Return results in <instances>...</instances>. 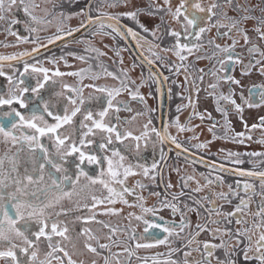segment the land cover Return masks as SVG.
Listing matches in <instances>:
<instances>
[{
	"label": "snow or ice",
	"instance_id": "snow-or-ice-1",
	"mask_svg": "<svg viewBox=\"0 0 264 264\" xmlns=\"http://www.w3.org/2000/svg\"><path fill=\"white\" fill-rule=\"evenodd\" d=\"M100 2L103 3L104 0H100ZM122 3L126 6L127 0H113L108 6L115 8ZM261 3L264 4V0H261ZM164 4L168 6L170 0H164ZM225 5L233 12H236L237 16H228L227 11L224 10ZM13 6H23L25 13L31 17L32 21L43 23L42 20L32 15L31 9L36 7L32 3V0H28L27 3L26 0H0V21L6 19L5 13L10 11ZM87 7L88 12L81 9L80 14L86 15L87 20L81 23L80 27L98 25V31L94 32L93 35H109V33L103 31L107 27L112 32L123 37L124 32L118 27L119 17L126 16L136 19L140 11L138 9L116 15L101 12L99 16L93 19L89 14L92 10L91 2H89ZM257 7L261 13L260 16L252 14ZM160 10L157 8V11ZM166 12L177 23H180V17H183L184 23H181V30L179 31L168 29V35L174 38V43L171 47L162 48L161 51L172 52L181 62L186 61L188 58L187 55H184L185 52L188 55H192L194 52L204 51V46L199 41L202 35L209 31L210 28L227 29L223 33L217 31L216 39L223 37L231 38V34L235 30L242 36L244 44L248 45L250 44V38L245 28L242 27V24L245 21L254 20L256 21V26L253 30L261 40H264V31H261V26H264V7H260L259 5L248 6L247 0H245V3H238L237 0H212L206 7L201 5L200 0H180V3L174 11L168 6ZM101 16L106 17L110 23L105 24L100 19ZM68 18L70 17H65V19ZM221 20H227L228 23H221ZM11 23H16V21L12 20ZM140 27L144 28L142 24ZM29 31L36 32L37 29L35 27H29ZM77 31H79V28L69 29L63 34L48 37V42L53 43L56 40H61L64 35L71 36L73 32ZM144 31L147 32L149 30L144 28ZM57 33H61L60 28H57ZM127 34L137 39V46L139 47V39L142 38L138 37L137 33L131 28L127 29ZM152 34L155 35V32ZM32 42L35 43V40ZM208 43L209 45H214L212 55H201L196 58L212 59V57L217 56V53H223V56L217 60V63L221 66L219 70L225 73L223 77H218L216 70L209 72L217 80L216 83H210L208 85L213 90V92L209 93L210 95L215 96V90L218 88V81L220 79H223L225 83L240 84L239 80L227 74L230 68L239 64L241 65V74L248 75L254 65L261 64V61L264 60V51H261L255 44H252L247 49L250 54V59L247 64H244L242 58L235 52V47L239 43L238 40L232 39L230 45L225 44L223 46L215 43V40H209ZM33 51H38V48H34ZM85 51L94 52L97 57L106 55L105 52L94 47L87 48ZM116 54L119 55V52ZM152 54L157 60H162V57L158 53L153 52ZM252 54H258L261 59L254 60ZM28 55L30 53L25 52L20 53L19 57L0 56V60H16ZM69 55L75 54L69 53ZM76 58L80 60L85 59L84 56H77ZM121 63H123L122 59ZM148 63L151 64L152 61L149 60ZM180 67L186 66L181 63V65L177 66V71H179ZM86 71L88 69L64 73L57 69L52 75L57 77L65 75L76 76L83 80V74ZM120 71L123 78L105 69L107 76L119 81V87L109 88L107 86H98L95 83L83 86L63 83L61 84L62 91H53L47 97L42 94V90H46L49 87L48 82L51 80V77L48 75V68L29 65L25 61L24 71L20 73L21 79L13 81L9 77V83L12 87L9 88L7 94L0 93V108H3V106H7L8 108L7 111H0V143L11 145L3 154H0V262H3V264H53V261H56V264H65V259L67 260V264H77V261L72 257L83 254L82 250L77 247V241L82 236L87 237L83 248L87 252L99 256L100 253L97 247H94L89 241H95L100 249H109L110 245L100 243V239L105 238L112 243H117V241L113 240L117 229L110 228L103 221H96L97 224L103 225L104 228H109V233L96 235L93 234L90 228H82L79 232H76L75 229L70 227L72 222L64 219V217H67L73 211L78 212L82 207L87 209L91 215L87 217L76 215L75 220L88 223L89 221L95 220L97 215L93 210L100 205H104L105 202L112 205L118 201L128 204L125 195H131L134 193L135 188L143 189L145 185L140 181H136L135 186L129 188L126 183L127 179L140 174L144 177H149L150 169L154 173L157 168V162H153L150 167L147 164L139 162L138 158L141 156L142 145L145 149L149 144L154 147L156 139H158L161 143L171 140L172 143L176 144L177 148L182 147L175 137H170L167 134L166 128L164 132L157 130L155 127L150 128V119L147 123L143 124L142 130L133 128L132 125L135 123L136 117L143 116L146 112H137L130 119H121L119 116L121 111H132L127 102L117 99L123 92H127L132 100L143 104L146 111H151V109L147 108L146 98L139 90L145 81L141 80L140 84H136L134 80L131 81V84L135 85V89H133L129 86L127 70L121 69ZM199 71L201 73L204 72L203 69ZM260 72L264 75V64H261ZM31 73H43V79L41 80L38 76L33 77ZM2 75L4 73L0 71V76ZM26 76L35 79L36 83L34 86L24 78ZM99 78L98 75H92L90 77L93 81ZM152 78L155 79V74H153ZM203 78V75L199 77L200 80H203ZM55 84L56 81H52V86H55ZM84 88H92L95 92L102 95L94 96L90 93L88 96H85ZM195 91L198 92L199 89L195 88ZM257 96L259 97V101L256 99ZM53 97L61 99L55 101ZM241 99L243 100L244 97L241 96ZM215 100L217 103L216 110L224 117L227 131L228 111L220 107L219 102L221 100L229 102L238 113H242L243 108L241 105L236 104V101L232 98L231 90L227 95L221 93L219 96H215ZM91 101H95L97 105L95 109L88 106ZM244 102L248 107H257L260 104H264V86L254 85L252 88H249V99ZM195 103V101H189L190 106L193 108H195ZM177 111H180V106H178ZM196 115L201 120L204 119V116L200 113H196ZM78 117L80 118L77 119ZM191 118L189 116V120ZM173 125L179 131H193V129L188 128L186 125H181L178 117L173 121ZM215 126L213 124L209 128V131L213 132ZM258 126H264V117H260V125L253 124L251 127L255 129ZM245 128H247V125H245ZM137 131H139V134H136ZM153 136L156 139H153ZM244 136V132H239L232 139L238 143H243L242 138ZM237 137L241 139L236 140ZM216 138V134L213 132V139ZM225 138L227 139L228 137L225 136ZM247 138L251 139V136ZM191 139H198V137L193 135ZM45 140L50 142V146L45 143ZM260 142L264 143V141ZM209 143L211 141L196 144L194 147L204 149ZM12 148L16 150L13 152ZM21 153H26L32 164L31 169L25 167L23 172L19 171ZM177 155H180V153L178 152ZM248 155L257 156L264 155V153H248ZM239 156L240 154L236 152L228 151L225 153L226 159L235 158L232 159L234 164L244 163ZM164 158L165 156L162 153L161 159ZM88 165L96 167L97 171L95 174L89 171ZM70 167L74 168L75 171H70ZM138 169L142 170V172L137 171ZM220 171L227 170L221 166ZM236 175L240 177L258 178L261 188L264 189V171H237ZM203 178L206 182L204 187L217 182L220 184L223 183L221 176H216L215 180L209 179L206 176ZM193 179L194 177L188 176L184 180V186L187 187L188 181ZM97 184L106 190L107 196L97 197L96 195H92V204L90 206L83 204L78 205L75 209H66L63 207L61 202L65 198L71 200L73 196H80L86 189H91L93 185ZM116 185H119V187H115ZM197 185L194 191L199 192L202 189L198 181ZM167 187L171 188L172 184L169 183ZM241 191L244 193V196L240 195ZM152 194L159 196V193ZM229 194L239 200L232 212L222 213L219 211L215 201L209 196L203 197L204 200L208 201L210 206L206 210L209 211L210 216L212 211H215L217 216H223L225 219L231 217L237 225L243 226L236 229L234 238L237 239V243L241 242L240 237H245L248 241L243 250L244 259H255L259 264H264V231H259L260 229H264V191L259 193L261 201L258 205V210L254 213V216L258 219L251 226H246L248 222L240 214L245 212V209L248 208L251 202V195L255 194L254 185L245 181L241 187L240 181H237L235 190L229 185L227 193H214L219 199L231 203ZM245 196L248 199H245ZM136 199L143 201L144 197L137 196ZM172 199L176 200L177 197L173 196ZM196 203L201 204L200 200H197ZM162 204L164 207L170 208L173 214L180 213L179 222H157V218L155 217L156 209L151 207L145 208L142 203L129 205L130 207H140L143 213L153 214L152 222L144 219L143 216H135L136 220L143 221L146 225L144 235L137 237L133 232V235L129 239H150L154 240L156 245L167 244L170 242L169 237L173 235L179 236L186 228L192 226L191 221L185 218L184 213L181 212L177 204L168 201H163ZM185 207L188 206L185 205ZM189 210L196 211V209L192 208H189ZM100 214L116 215L118 214V210L107 208L105 212ZM128 215L132 217L134 213H129ZM159 220L162 221L163 218L161 217ZM210 222L213 224L221 223L220 220H211ZM150 229H159L161 233H167V235L161 239L156 232H150ZM177 229H179V232H177ZM253 230L259 231L258 239L254 242L249 235ZM204 231H208L213 239H217L218 234L220 236L227 235L230 238L233 237L231 229L216 228L213 231L208 228V223H197L195 230L190 233L185 244V247L193 244L196 247L189 248L188 251L184 252L183 264H211L210 258L214 255L213 250L225 247V241L223 239H221L219 244H214L210 241L199 242L197 238ZM153 246L155 245L149 243H136L137 248H149ZM253 247L255 251L252 256H249L248 253L252 251ZM69 249H71V253ZM124 251L132 255V252L128 248H125ZM176 251H180V249H170V254ZM193 251L200 254L198 259L192 258ZM79 264H84V261H80ZM92 264H96V261L93 260ZM105 264H110L107 257H105ZM116 264H120L118 258ZM170 264H179V262L172 260ZM219 264H236V262L227 260L219 261Z\"/></svg>",
	"mask_w": 264,
	"mask_h": 264
},
{
	"label": "flooded vegetation",
	"instance_id": "flooded-vegetation-1",
	"mask_svg": "<svg viewBox=\"0 0 264 264\" xmlns=\"http://www.w3.org/2000/svg\"><path fill=\"white\" fill-rule=\"evenodd\" d=\"M108 1H109V4L113 2L112 0H104V2H108ZM158 1L159 0H137L136 2L139 5H145L142 7V10L144 13L151 12V14H152L153 11L150 10L149 8H147L146 6L148 4L157 3ZM252 1H253L252 2L253 4H248V6H253L254 4L259 5L261 3V0H252ZM27 2H28V0H26V3ZM89 2H91V5H92V10L89 12V14L91 16L98 15L101 12L114 15L113 13H111V9L100 8V4H99L100 0H55V1H53V3L51 5L53 6L52 9L53 10L55 9L57 13H59V7L63 8V11L59 17L60 20L62 18L65 19V15L68 16V15H70L71 12H74V14L76 15L75 6L76 5L81 6L80 10L77 11V15L79 17L78 19L80 21L82 19H84V21H86L87 16L80 14V12H81V9H84L85 12H88L87 6H88ZM127 2H128V0H127ZM200 2H201L202 6L206 7L208 4H210L212 2V0H200ZM32 3L36 5V7L31 9L32 15H35L38 19L41 20L42 15L37 10L40 9V6L42 4H40L39 0H32ZM179 3H180V0H171L170 4L168 6H170L172 8V10L174 11L176 6H178ZM239 3H245V2L239 0ZM262 5L264 6V4H262ZM68 6H73V9L69 12V14L67 12ZM168 6L162 7L161 14L166 16L167 24H171L172 22H170V21H173L174 26H175V30L179 31V30H181V23H184L183 17H180V23H177L175 20H173L172 16L166 12V8ZM127 11H130V10L126 9L125 12H127ZM252 14L255 16H260L259 15V8L257 7L256 10ZM5 16H6V19L3 21H0L1 24H3V25L7 24V27L9 28V30L13 33H15V32L16 33L14 34V37L6 36L3 38H0V45L2 42L5 43L6 40L11 43L14 38L16 41L19 38V40H20V41H18L19 43L24 42V39L26 38V36L31 37V39L35 40V39L40 37L39 35H41V37H44V38L46 37V39H45V41L40 42L39 44L28 47L26 50L18 51V52L13 53V54L0 55L3 57H9V56H18L19 57L20 53H25V52L31 53V52H34L33 51L34 48H38V51H36L35 54L23 56L20 59L0 60V71H2L4 73V75L0 76V93H3V94H7L8 90L10 88V83H9V81H7V83H6V80H9V77H11L12 73H13V75H15V79H17V76L20 77V73L24 71V69H21V66H22V64L25 63V61L31 65H34V64L40 65V63H42L44 61H42V60L38 61L39 56L43 55L45 61L48 60L47 57L55 56V55H52L55 53H51V50L59 47L65 41V40H62V41H59L57 43H54V42L49 43L48 37H51V36H54L57 34H63L64 32H67L69 29H75L78 24L84 22V21L83 22L79 21L80 23L76 24V16H74L75 20L73 23H71V24H73V26H70L71 25L70 24L67 28H64V30H62L61 33H56L54 30H52V32H44V33L41 32L42 34L39 33L36 35L33 33L27 34L29 27L40 28L41 24L32 21L31 17L25 13L23 6H19V7L13 6L10 11L5 13ZM12 20H15L16 23H11ZM19 20L25 21L26 23L21 24L19 22ZM101 20H103L106 23H110L107 19L103 18ZM119 20L124 21L134 32H136L137 27L134 24H132L130 20L128 22L127 20L122 19L120 17H119ZM254 22L256 24V21H254ZM221 23L227 24L228 21L227 20H221ZM93 26H91V27H93ZM91 27L85 29L84 32L85 33H91ZM21 28L26 29L27 32L25 34H27V35L20 34V32L22 31ZM139 29L143 31V33L139 36L140 38H142V39H139V45H140L139 48L150 59L155 61L158 66L159 65L165 66V69L163 68L164 70L159 68L162 75H163V72H164V74H166V73L171 74V72H172V71L168 70L169 67H167L166 65H169L171 67L174 65L175 67H177L178 65H181V63H183L186 66V67H180L179 71H177V75L180 77L181 83L185 87L186 93L184 94L182 101L186 102L187 105L189 104L190 100L196 101V98L198 97V93H197V91H195V88H198L200 90V79H199V77L201 75H203V77H204L203 79H206V83H208V85L210 83H216L217 82V80L209 74V72L211 70H216L218 77H223L225 75V73L223 71L219 70L221 66L219 63H217V60L223 56V53H217V56H214V58L210 61H206L205 64H200L199 61H197L195 59V56L196 57L198 56L197 54L204 53V51L209 52L210 46H211V49H213V51H214V48H213L214 45H208L207 44L209 41V36H212L214 38L213 40H215V43H218L222 46L225 44L230 45L232 43V39L238 40L239 43L235 47V52L241 58H243V55H245L242 53L244 42L242 40V36L238 32H236L234 30L231 34V38L223 37L220 39H216L217 31L223 30L221 32V33H223L225 31H227V29L226 28H219V29L210 28L209 31L205 32L202 35V38L199 41L204 46L203 52H194L192 55H188L185 52L186 54H184V55H187L188 58L184 62L179 61L178 58H176V60H174V61H169V57L172 55V52L166 53L164 55V57L162 56L163 53H165V52L161 51V49L162 48H168L164 39H162L160 37H156L155 35L149 33L148 31L147 32L144 31V28L142 29L140 27ZM151 29L154 30V27L152 26ZM127 41L123 38L125 49L127 50V52H129L130 55H132L133 58L137 59L134 56V54H133V52H132ZM129 41L133 44H136V45L138 43L137 39H130ZM257 41H258V34L256 33L255 35L253 34V43L249 44L245 48V51H247V49L252 44L257 45L260 48L261 45H259L257 43ZM27 42H29V41H27ZM61 42H63V43H61ZM173 43H174V41H171V45ZM12 44H16V43L13 42ZM14 48H12V49H14ZM149 49H152L154 52L158 53L160 55V57H162L163 61L157 60L156 57L151 52H149ZM247 57H248L247 58V63H248L249 59H250V54L248 51H247ZM252 58H254V60L260 59V56L258 54H252ZM137 61L141 65H143L138 59H137ZM242 62H243V60H242ZM243 63L247 64L246 62H243ZM200 69H203L204 72L201 73L199 71ZM174 70H175V68L173 69V71ZM252 70L258 71L259 70V64L254 65ZM29 71H30V69H29ZM240 72H241V65L238 64L235 67L230 68L227 74L233 76L236 80H238ZM33 74L34 75H31V76H33V77L38 76L41 80L43 79V77L40 73H33ZM49 77H51V80L48 82L49 87L46 90H42V94L45 95V97L51 95V93L53 91H59L57 83L60 82V77L53 76L52 74H50ZM147 77H148V75H147ZM146 80H147V78H146ZM52 81H56L55 86H52ZM32 83H34V85H35V83H36L35 79H32ZM70 83H72V85H75V86H82L81 82L78 79H73ZM261 84L262 83L259 81H253L251 83H248L245 86V90H244L245 94H249V88H252L254 85L255 86H262ZM133 89H135V88H133ZM141 89L144 90V96H145L146 101H147L148 109H153L154 105L148 101V100H150V97H147V94H146L144 87H141ZM230 90L232 92V98L236 101V104L241 105L240 100L238 99L237 94H236L237 93V85L231 84L230 82L225 83L223 79H220L218 81V88L215 90V96H219L221 93L227 95ZM206 92L211 93V92H213V90L208 87ZM54 98H56L57 101H59V99H61V98H57V97H54ZM130 99L131 98L128 95L125 97L124 101L129 104ZM156 99H157V94H156ZM155 105L157 108V104H155ZM216 105H217V103H216ZM88 106L95 109L97 105H96L95 101H93V102H89ZM178 106H180V110L185 111L184 115H186V117L184 118L183 122H186V126L189 125L187 121H188V116L190 115V113H191V115H194L196 113H200L204 117H205V113H206V115H209L208 112H204L202 114L200 112V109L197 107L193 108L191 106V110H185L184 104H182L181 102H177V103L174 102V94H173L172 109L170 111L171 115H169L167 117V114H166V120H165L164 128L160 127L157 123V126L155 127L157 130L163 132L165 130L166 124H167V128H166L167 134L170 137H175L176 140L182 145V147H181L182 149H184L186 151H194L196 154L200 155L201 157L211 159L214 162L222 163L226 166H231V167H234L236 169H241V170H245V171L248 170V171L260 172L262 170L259 166V163L256 164L253 162L246 161L242 164H234L232 162V159H235V158L226 159L225 157H223V158L217 157L214 153H212L210 151L194 147L195 143L191 140V134H187V135L179 134L178 128L173 125V121H175L177 119L176 115L178 113V111H177ZM219 106L227 109V111H228L227 131L225 128L224 117L222 116V114L220 112H217V115L211 116V120H212L213 124H215L217 126L219 125L220 131H223L224 133L226 132L227 135H232V137H235L233 135L240 132L238 130V126L235 123V120H236L235 115L238 114V112L235 110V108L232 104H230L229 102L224 101V100H221L219 102ZM241 107H242V105H241ZM7 110H8L7 106H3V108H0V111H7ZM145 112H146V114L144 116H149L151 114V111H146V109H145ZM157 117H158V111H157ZM260 117H264V112L258 113L256 115V118H254V120H252V121L251 120L248 122L246 120L243 121L245 123L244 127H245V125H247V132L248 133L257 134L256 132H260V129H258V128L253 129L251 127L253 124H256V125L259 124ZM198 118H199V116H198ZM147 120L148 119H146L144 121V123L147 122ZM196 121L199 122L198 120H196ZM255 121H256V123H254ZM179 123H181V122L179 121ZM169 125H171L172 129H170V130H173V132H171L169 130ZM259 134H261V133H259ZM261 135L263 138L262 141H264V130L262 131ZM168 141H171V140H168ZM159 142L160 141L158 140V143ZM252 142H253V144H255L254 141H249V140L243 139V143L236 142V144H234L233 148L235 146H237V144H244V143L249 144ZM45 143L50 146L49 141L45 140ZM164 144H165L164 148L155 152V158H154V160H156V162L158 163V166H159L158 171H159V176H160V183L165 182V181H163L164 178L162 179V174L164 173V171L167 170V168L166 167L164 168V166L166 165V161H168L169 159L170 160L171 159H181L183 161L185 160V161L191 163L194 168L197 167V168H199V170H202V172L204 171L203 176L199 175V177L194 178L191 181H188L187 187L184 186V180L181 178L182 183L179 181L180 185L176 191V194H174L175 191L171 190L172 187L171 188L167 187V185L169 183H171L173 185L174 181L169 179V176L166 175L167 176V185L163 186L164 192L161 190L154 192V193H159L160 197L163 198L164 201H168L170 203L177 204V206L180 208L181 212L184 213L185 218L191 221L192 226L190 228H186L184 230V232L179 234V236H176V235L171 236L169 239H172V241H173L172 246L167 245V244L156 245L155 241L150 240V239L131 240V239H129V237L133 235V232L135 233V235L137 237H140V236L144 235V228L146 227V225L143 223V221L136 220L135 216H143L144 219L148 220L149 222H152V220H153V214L152 213H143L141 211V208L136 206L135 208H133L130 211V213H134V216L130 217L128 215V213L125 212V214H123V215H125L124 218L122 220L118 221L116 227L115 226L113 227V228L117 229L115 235L113 236V240L117 241L118 243L122 244V246H123V252L118 254V256L120 258V264H154V262H155V264H160V263L170 264V261H172L173 259L178 261L179 264H183L184 252L188 251L189 248H195L196 247L195 244L190 245L189 247H185V244L187 242V239L189 238L190 233L195 230V225L197 223H200V224L208 223V228L213 230V231L216 228H221V229L228 228V229H231L233 232L232 238H230L227 235L220 236L218 234V238L213 239V237L209 234L208 231H204L199 235V237L197 238V240L199 242L210 241L211 243L219 244L221 242V239H223L225 241V247H220V248H216L213 250L214 255H213V257L210 258L211 264H219V261H227V260L235 261L236 264H259V262L256 261L255 259H251V260H245L244 259V251L243 250L248 243L247 239L245 237H240L239 239L241 242L237 243V239L234 238V234H235L236 229L241 228L243 226L237 225L235 223V220L232 219L231 217H228L227 219H225L223 216H217L215 214V211H212L211 216H210L209 211L206 210V209H209V207H210L209 203L207 200L203 199V197L209 196L212 200L215 201L216 207H217V209H219V211H221L222 213L232 212L234 210L235 205L239 202L238 198H234L231 196V194H229V199L231 200V203H228L222 199H219L217 196L214 195V193H218V192L227 193L229 185H231L232 188L235 190L237 181H240L241 187L243 186V183L245 181L252 183L254 185V188H255V194L251 195V202L249 203L248 208L245 209L244 213L240 214L248 222V224L246 226H251L258 219L254 216V213L258 210V205L261 201V196L259 195V193L264 191V189L261 188L259 179L251 178V177H240L236 174H233V173H230L227 171L222 172L220 170L211 169V168L206 167V166H204L203 168H200L198 165H200V166H203V165L196 163V162H194L188 158H182L181 155H177L178 152L176 150L172 149L171 147H169L166 144V142H164ZM0 148H1V145H0ZM6 150H7V148L4 150V152ZM236 151H237V149H236ZM162 153L165 156L164 159H161ZM239 158L242 159L241 157H239ZM168 166H169V164L167 165V167ZM25 167L31 169L32 165L27 164V166H26L25 160H20L19 171L23 172ZM163 168H164V170H163ZM92 170H93V168H90V172H92ZM70 171L74 172L75 169L70 167ZM204 176H206L212 180H215L216 176H221L223 178V183L220 184L219 182H217V183H214V184L209 185L207 187H204V185L206 183L204 178H203ZM136 181H140V179L137 176H134L133 178L129 177L126 181L127 186L129 188H133L135 186ZM197 181L199 182V186L202 189L199 192L194 191V189L198 186ZM176 183L178 185V182H176ZM165 184H166V182H165ZM212 187H220V188L213 189ZM135 190L137 192L136 193L137 195H139V196L143 195V192L140 188H135ZM181 193H183V194H181ZM134 195L131 196V195L126 194L125 198L127 200H132V197ZM240 195L244 196V193L241 191ZM173 196H176L177 199L173 200L172 199ZM158 197L159 196L154 195L153 199L151 201H148L151 204L148 205L147 203H142L143 206L145 208H149V207L156 208ZM180 197L183 198L182 199L183 202H181L182 205L184 207H185V205H187L188 207H185L183 209L182 206L180 207L178 205V202L180 201L179 200ZM245 199H248V197L245 196ZM197 200H200L201 204H197L196 203ZM134 201L136 202V205L140 204V203H138L139 201L137 199H135ZM201 205H203V206H201ZM160 206L163 207V204L161 203ZM189 208L196 209V211H190ZM188 212L191 213L190 216L188 215ZM245 213H247V214L245 215ZM155 217L157 218V222H160V223H163L164 221H167L169 223H172V222L178 223L180 220V216L178 218L164 217L163 215L158 214V212H155ZM161 217L163 218L162 221L159 220V218H161ZM211 220H220L221 223L220 224H213L210 222ZM229 221H231V222H229ZM149 231L150 232H156L159 235V238H161V239H163L164 235L166 234V233H161L159 229H150ZM177 232H179V229H177ZM256 232H257L256 230H253L252 232L249 233V235L252 237L253 242L256 239H258V237L256 236ZM123 243H125V244H123ZM136 243H141V244L149 243V244H153L155 246L149 247V248H137ZM125 248H128L129 251L132 252V255H129L128 252H125L124 251ZM154 249H158L159 251H156ZM170 249H180V251L171 252V254H170ZM97 250H99L98 247H97ZM254 251H255V249L253 247L252 251H250L248 253V255L252 256ZM104 253H108L107 258L109 259V262H112V260L115 258L114 253L110 252V249L105 250ZM109 253H110V255H109ZM199 255L200 254L198 252H195V251L192 252V258L193 259H198ZM159 261H162V262L158 263ZM96 263H99L98 259H97ZM0 264H3V262H0ZM66 264H67V262H66ZM77 264H79V262H77ZM84 264H89V263L84 262ZM102 264H105V262Z\"/></svg>",
	"mask_w": 264,
	"mask_h": 264
},
{
	"label": "rangeland",
	"instance_id": "rangeland-1",
	"mask_svg": "<svg viewBox=\"0 0 264 264\" xmlns=\"http://www.w3.org/2000/svg\"><path fill=\"white\" fill-rule=\"evenodd\" d=\"M39 1H40V4H42L40 6V9L37 10L42 15L41 20L43 21V23H39V24H41V27L40 28L35 27L37 29L36 32H30L29 30L27 32L25 28L24 29L21 28L22 31L20 32V34H25L27 32V34L33 33V34L37 35L41 32H43V33L44 32H52V30H54L57 33V28H60L62 31V30H64V28H67L71 23H73L75 20L74 16H76V24L84 21V19H82L80 21L78 19L79 18L78 15H77V11L80 10L81 6H78V5L75 6L76 15L74 14V12H71L70 15H68V16L65 15V17H70V18H68V19L62 18L60 20L59 17L63 11V8L59 7V13H57L55 9L53 10L52 9L53 6L51 4L55 0H39ZM136 1L137 0H128L126 6H125V4L122 3L118 7H115V8L108 7L109 1L103 2V3L99 2V4H100V8L111 9V13H113L114 15H116L118 13L125 12L126 9H129L130 11H136L139 9L140 11L138 12L136 19H132V18H129L126 16H120V18L125 19L128 22L130 20L131 23L137 27L136 33H137L138 37L143 33V31L139 29L140 25L142 24L144 26V28H147L149 30L148 31L149 33L152 34L153 32H155L156 37H160V38L164 39L166 45L168 47H171V41H174V38L168 35V29H175L174 23H173V21H170L172 23L167 24L166 16L161 14V10L157 11V8L162 9L163 6H166L164 4V0H159L157 3L148 4L146 6L147 8H149L150 10L153 11L152 14H151V12L144 13L142 10V7L145 5H139ZM241 1L245 2V0H241ZM170 2H171V0H170ZM237 2L239 3V0H237ZM252 2H253L252 0H247V4H253ZM257 5L258 4H254L253 6H257ZM259 6L264 7L261 3L259 4ZM72 9H73V6H68V9H67L68 14ZM224 10L227 11L228 16H230V17H236L237 16V13L233 12L226 5L224 6ZM259 15H261L260 11H259ZM19 22L21 24L26 23L25 21H22V20H19ZM104 23L107 24L106 22H104ZM80 24H78L76 26V28ZM158 25H159V27H157ZM255 25L256 24H255L254 20L245 21L242 24V27H244L248 33V36L250 38V44L253 43V34L254 35L256 34V32L253 30ZM70 26H73V24H71ZM152 26L154 27V30L151 29ZM84 31L85 30L77 33L72 38L66 39L64 41V43L61 42L63 44H61L59 47L52 49L51 53H55V54H52L55 56L47 57V59H48V60H46L47 62L45 61L44 56L42 55V56L38 57V61L42 60L44 62L40 63V65H35V64L34 65L36 67L48 68L49 69V72H48L49 76H50V74H53V72L56 71L57 69L60 72H64V73L76 72V71H79L80 69H88V71H86L83 74L84 75L83 80H81L79 77H76V76H68V75L60 76V82L57 83L59 91H62L61 84L67 83V84L72 85V83H70V82L73 79H78L81 82L82 86L86 85V84L95 83L98 86H107L109 88L119 87V81L114 80L112 77L107 76L105 73V69H107V71H109V72L115 73L118 76H121V78H123V76H122L120 70L126 69L127 70V76H128V82H129L130 87L135 88V85L131 84V81H133V80L136 82V84H140L141 80L146 81L142 87H144L146 94H147V97H150V100H148V101L154 105L153 109H151V114L149 116H144V115L143 116H137L136 121L132 125V127L137 129V130H142L143 124L147 123L149 119L151 120V124L149 125V127L150 128L156 127L157 123H158V117H157V108H156L155 104H157L156 94H157L158 87H157L156 77H155V79L152 78V76L154 74L152 71V68L147 66L145 63H142V62L141 63L143 65H141L137 61V59L133 58L132 55H130L129 52H127V50L125 49L124 42H123L124 36L121 37L117 33L112 32V30L110 28L105 27L103 30L104 32L109 33V35H103V34L93 35L94 32L98 31V25H94L93 27H91V33H85ZM222 31L223 30H219V32H222ZM261 31H264V26H261ZM12 33L13 32L9 31L7 24L3 25L0 22V38L6 37V36L14 37V34H12ZM27 34H25V35H27ZM39 36H40L39 38L35 39V43H33L32 42L33 39H31V37H28V36H26V38L24 39V42H21V43L18 42V41H20L19 38L17 39V41L14 38L11 43L6 40L5 43L2 42L0 45V55L13 54V53H16L18 51L26 50L30 46H33V45L39 44L40 42L45 41L46 37L44 38V37H41V35H39ZM213 39L214 38L212 36H209V40H213ZM242 40H243V38H242ZM27 41H29V42H27ZM13 42H15L16 44H12ZM243 42H244V40H243ZM257 43L259 45H261V47H260L261 51H264V40H261L259 38V36H258ZM207 44L209 45V43H207ZM248 45L244 44L243 49H242V53L245 54V55H243L242 60H243V62H246V63H247L248 57H247V51H245V48ZM90 47L99 48L101 51L105 52L106 55L97 57L96 53L85 51V49L90 48ZM12 48H14V49H12ZM212 51H213V49H211V46H210L209 52L204 51V53L197 54V55L198 56H201V55L211 56ZM117 52H119V55L116 54ZM149 52L153 53L154 51L152 49H149ZM69 53H74L75 55H69ZM166 53H169V52L163 53L162 56L164 57V55ZM184 54H186V53H184ZM77 56H84L85 59L84 60L77 59L76 58ZM62 57H63V59H62ZM176 58L177 57L172 54L169 57V61H174V60H176ZM213 58L214 57H212V59ZM121 59L123 60V63H121ZM195 59L197 61H199L200 64H205L206 61L212 60V59H197L196 56H195ZM260 59H261V57H260ZM50 61H54V62H50ZM65 61H67V63H65ZM161 61H163V59ZM261 64H264V60L261 61ZM261 64H259V70L258 71L257 70H251V72L248 75H242L240 72L239 78H238V80L240 81V84L237 85V93H236L238 99L240 100V104L242 105L243 111H242V113H238L235 115V117H236L235 123L238 126V130L240 132L245 133V136L242 139L254 141L255 144H253V142L249 143V144H246V143L237 144V146H235L233 148L234 144H236V141L232 139V135H227L226 132L224 133L223 131H220L219 125L218 126L216 125L215 128L213 129V132H215L216 137H217L216 139H213V132L209 131V128H211L213 126L211 116L217 115L218 111L216 110L217 105H216V101H215V96L210 95L209 93L206 92V90L208 88V83H206V79L200 80V90L197 92L198 97L196 98V101H195L196 102L195 107L199 108L200 112L202 114L204 112H208L209 115H206V113H205L204 119L201 120L200 118H198V116L196 114L191 115V113H190L189 116H191L192 118H191V120H189V116H188L187 122L189 125L187 127L193 129V131H179V134H183V135L191 134V137L193 135L198 137V139H191L195 143V145L199 144V143L211 141V143H209L208 146L204 149L214 153L217 157H222V158L225 157V153L228 151L239 153L240 154L239 157H241L244 160V162L249 161V162H253L256 164L259 163V166L262 169L261 171H264V155H257V156L248 155V153H264V143L260 142L263 140L261 134H262V131L264 130V126L256 127L258 129H260V132L255 131L257 134H252V133L247 132V128L244 127L245 123L243 122L244 120H246L247 122L250 120L252 121V120H254V118H256V115L258 113L264 112V104H260L257 107H248L247 104H245V102H244V101L249 99V94H245V91H244L245 86L248 83H251L253 81H259L262 83L261 85L264 86V75H262L260 72ZM29 65H31V64H29ZM166 66L169 67L168 70L172 71L171 74H168V73L164 74V72H163L164 82H165V87H166V93L168 95V100L166 103V107H167L166 114L168 117L169 115H171L170 111L172 109L173 94H174V102L175 103L181 102L182 104H184L185 110H191V106L189 104L187 105L186 102L182 101V98L184 97V94L186 93V91H185V87L181 83L180 77L177 75V67H175L174 65L172 67L169 65H166ZM159 68L164 70L165 66H160ZM174 68H175V70L173 71ZM21 69H24V64H22ZM40 74L43 77V73H40ZM31 75H34V74L32 73ZM92 75H98L100 78L93 81L92 79H90V77ZM147 75H148V77H147ZM11 78L13 81H16V80L20 79L21 77L17 76V79H15V75H13V73H12ZM24 78L27 79L29 83L30 82L32 83V79L30 77L26 76ZM146 78H147V80H146ZM165 78H167V79H165ZM7 81H9V80H6V83H7ZM32 85L34 86V83H32ZM10 87H12L11 84H10ZM139 90H140V93L144 95V90H142L141 88ZM59 91H56V92H59ZM90 93L94 96L102 95L100 93L95 92L94 89H92V88H84V95L85 96H88ZM126 96H128V93L123 92L119 97H117V99L124 101ZM241 96L244 97L243 100L241 99ZM53 99L55 101H57L56 98L53 97ZM256 99H257V101H259V97H257ZM91 102H93V101H91ZM128 105L132 109V111L131 112L121 111L119 113V116L121 117L122 120L123 119H130L131 117L135 116L137 112H145L144 105L141 103H138L135 100L130 99ZM184 112H185L184 110H180V112H178L176 115V118L177 117L179 118L181 125H186V122H183L184 118L186 117V115H184ZM79 118L80 117H78L77 119H79ZM146 119H148V120H147V122L144 123V121ZM196 120H198L199 122H197ZM256 121L254 123H256ZM258 125H260V122ZM166 128H167V124H166ZM170 129H172L171 125H169V130ZM170 131L173 132V130H170ZM259 133H261V134H259ZM137 134H139V131H137ZM225 136H227L228 138L226 139ZM233 136H235V135H233ZM248 136H251V139H248L247 138ZM153 139H156V138L153 136ZM236 139L238 140L241 138L237 137ZM0 145H1L0 154H3V152L6 148L8 149L9 147H11V145H5L3 143H0ZM164 147H165L164 142L158 143V139H156V143H155L154 147H153V145L149 144V146L145 149V148H143V145H142L141 156L138 158L139 162L147 164L150 167L153 162H156V160H154L155 152L158 150H161ZM236 149H237V151H236ZM15 150H16L15 148H12V151H15ZM181 157L186 158V156H184V155H181ZM20 160H25L26 166H27V164L32 165L28 156L26 155V153H21V159ZM70 160H71V158H70ZM168 164H169V166L167 167ZM198 166L200 168L204 167V166H200V165H198ZM87 167H88L89 171H90V168H93L92 173L93 174L96 173L97 169L95 166L88 165ZM165 167L167 168V170L164 171V173L162 174V179L164 178L163 181H165L166 184H165V182L160 183L158 163H157V168H156L154 173L150 169L149 177H144L142 174L137 175V177L140 179V182L145 185V188H143V189L140 188L143 192L142 196L144 197V199H143V201H139L138 203H147L148 205H150L151 203H149L148 201H151L153 199L154 195L152 193L160 191V190L164 192L163 186L167 185V176H169V179L174 181L171 190L175 191L174 194H176V191L180 185L179 181L181 182V178L183 180H185L188 176H192L194 178H197V177H199V175L203 174V172H204V171L202 172V170H199V168H197V167L194 168L191 163H189L185 160L183 161L181 159H171V160L169 159L168 161H166V165L164 166V168ZM164 168H163V170H164ZM137 171L142 172V170H139V169ZM153 175H154V178H153ZM133 177L134 176H132V178ZM176 182H178V185ZM115 187L118 188L119 185H116ZM212 188L217 189L220 187H212ZM136 193L137 192L135 190L134 193L131 194V196L134 194L135 195L132 197V200H128V204H124V203H121L118 201L114 205L107 204L105 202L104 205L98 206V208L93 210L97 213L95 220L89 221L88 223H83L81 221L75 220L76 215H82L85 217L91 215V213L87 209H84L82 207L79 209L78 212L73 211L67 217H64V219L72 222L70 224V227L75 229L76 232H79L82 228H90L92 230L93 234H96V235L108 234L110 229L104 228L103 225L97 224L96 221H103L104 223L108 224L110 226V228H113L114 226L116 227L118 221L122 220L124 218L125 215H123V214H125V212L129 214L130 211L136 207V206H133V207L129 206V205H136V202L134 200L136 199L137 196H139ZM92 195H96L97 197H102V196H107V192H106V190L102 189V187L99 184H97V185H93L91 187V189H86L80 196H73V198L71 200L65 198L61 203H62L63 207L66 209H75L78 205H83V204H88L90 206L92 204V200H91ZM182 199H183L182 197L179 198L180 201L178 202V205L180 207L182 206L184 209L185 207L181 203V202H183ZM163 201H164V199L161 198L159 195V197L157 198V207L154 208V209H156V212H158V214L163 215L164 217L178 218L180 216V213L173 214L170 208L160 206V204ZM107 208H114V209L118 210V214H116V215H114V214H100L102 212H105V210ZM57 210H59V208H57ZM188 215L190 216L191 213L188 212ZM259 231H264V229H260ZM259 231L256 232L257 237L259 236ZM86 239H87L86 236H82L77 241V247L82 250L83 254L78 255V256H73L72 258L74 260H76L77 262L84 261V262H87L89 264H92L93 260L97 261V259L99 260V263H96V264L104 263L105 257L108 256V253H104V252H105V250H108V249H100L95 241H89L90 243L93 244L94 247H98V249H99L98 252L100 253V255L97 256L93 253L87 252V250L83 248V245H84V242ZM169 241L170 242L167 243V245L172 246V244H173L172 239H169ZM100 243L109 244L110 245V248H109L110 252H113L115 254V258L112 260V262H110V264H116L117 258L120 261L118 254L123 252L122 244H120L118 242L112 243L111 241H109L105 238H101ZM123 244H125V243H123ZM154 250L159 251L158 249H154ZM69 251L71 252V249H69ZM109 255H110V253H109ZM66 262H67V260L65 259V264H66ZM160 262H162V261H159L158 263H160ZM53 264H56V261H53ZM160 264H163V263H160Z\"/></svg>",
	"mask_w": 264,
	"mask_h": 264
},
{
	"label": "water",
	"instance_id": "water-1",
	"mask_svg": "<svg viewBox=\"0 0 264 264\" xmlns=\"http://www.w3.org/2000/svg\"><path fill=\"white\" fill-rule=\"evenodd\" d=\"M99 15L100 14L94 15L92 17H93V19H95ZM103 18L106 19V17H104V16H101L100 17V19H103ZM86 27H80L79 26V27H77V28H79V31L73 32V34L71 36L64 35L63 36V39L56 40V41H54V43H57V42L62 41V40H66L68 38H72L74 35H76L77 33L81 32ZM118 27L120 28V30L122 32H124V38H125V40L126 41L128 40L127 42L129 43L132 52L139 59V61H141L142 63H145L147 66L151 67L154 74L155 73L156 74L157 73H160V69H159L158 65L153 60H151L147 55H145L143 52H141L139 50V48H138L137 45H135V44H133V43H131L129 41L132 38V36H130V35L127 34L128 26L122 20H119ZM32 54H35V52H31L30 53V55H32ZM145 58H147V59H145ZM149 60L152 61L151 64L148 63ZM156 74H155V77H156V80H157V87H158L159 91L160 90L162 91V95H159L160 114H163V112H164V115H165L166 103H167V93H166V87H165L164 77H163V75H159V77L157 78ZM172 147L175 150H177L179 153H181L182 155H184L187 158H189L190 160H192V161H194L196 163H199V164H201L203 166L209 167L211 169L220 170V167L223 166L227 170V172H230V173H233V174H236L237 171H243L241 169H236V168L231 167V166H226V165H224L222 163L214 162L211 159L201 157L199 155H196L194 153H191L189 151H186V150H184L182 148H177L176 147V144H174ZM213 166H215V167H213ZM247 171L248 170H246V172ZM251 178H255V177H251ZM256 179H258V178H256Z\"/></svg>",
	"mask_w": 264,
	"mask_h": 264
},
{
	"label": "bare ground",
	"instance_id": "bare-ground-1",
	"mask_svg": "<svg viewBox=\"0 0 264 264\" xmlns=\"http://www.w3.org/2000/svg\"><path fill=\"white\" fill-rule=\"evenodd\" d=\"M110 22V21H109ZM156 74V73H155ZM159 75H162L161 71L160 73H157L156 76L157 78ZM164 77V76H163ZM159 95H162V91L157 90V111H158V125L162 128H164L165 125V120H166V110H165V115L164 112L163 114H160V104H159ZM167 100H168V95H167ZM167 109V107H166Z\"/></svg>",
	"mask_w": 264,
	"mask_h": 264
}]
</instances>
